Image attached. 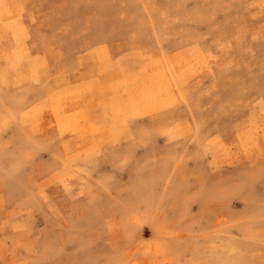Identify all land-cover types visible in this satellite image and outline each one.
Returning a JSON list of instances; mask_svg holds the SVG:
<instances>
[{"label":"rangeland","instance_id":"1","mask_svg":"<svg viewBox=\"0 0 264 264\" xmlns=\"http://www.w3.org/2000/svg\"><path fill=\"white\" fill-rule=\"evenodd\" d=\"M0 264H264V0H0Z\"/></svg>","mask_w":264,"mask_h":264}]
</instances>
